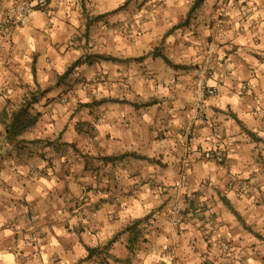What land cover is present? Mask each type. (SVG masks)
<instances>
[{
	"label": "crops",
	"instance_id": "1",
	"mask_svg": "<svg viewBox=\"0 0 264 264\" xmlns=\"http://www.w3.org/2000/svg\"><path fill=\"white\" fill-rule=\"evenodd\" d=\"M196 1L49 0L0 32V264H264V0Z\"/></svg>",
	"mask_w": 264,
	"mask_h": 264
},
{
	"label": "built area",
	"instance_id": "2",
	"mask_svg": "<svg viewBox=\"0 0 264 264\" xmlns=\"http://www.w3.org/2000/svg\"><path fill=\"white\" fill-rule=\"evenodd\" d=\"M49 0H20L14 5L5 8L0 13V32L4 35H11L16 28L28 25L36 12H46L49 10ZM216 47L213 44H208L205 49L203 62L197 69L195 79L196 93V108L193 115L194 120H204L206 116L203 114V109L208 98L216 96L221 88V83L212 85L211 82L216 78L214 70V58ZM246 89L244 87L243 91ZM67 99H64L65 103ZM219 162H224L223 157H218ZM41 171H37L36 175H41ZM184 180V179H183ZM165 191V190H164ZM184 222V208L182 205L175 203L171 207L169 224L171 234L177 237L180 228ZM224 251L230 249L229 245H223Z\"/></svg>",
	"mask_w": 264,
	"mask_h": 264
},
{
	"label": "trees",
	"instance_id": "3",
	"mask_svg": "<svg viewBox=\"0 0 264 264\" xmlns=\"http://www.w3.org/2000/svg\"><path fill=\"white\" fill-rule=\"evenodd\" d=\"M205 0H197L191 11L190 15L195 13V11L203 4ZM102 60H115L112 57H105V56H100L99 57ZM77 65V63H76ZM74 66H72L66 73L68 75L70 71L73 69ZM64 75V76H66ZM31 105L32 104H25L23 105L20 109L15 111L12 115L11 123L9 125V136L12 139H17L20 136H22L24 133H26L28 130L33 128L37 122H38V115H34L31 111ZM113 158H109L108 160H112Z\"/></svg>",
	"mask_w": 264,
	"mask_h": 264
},
{
	"label": "rangeland",
	"instance_id": "4",
	"mask_svg": "<svg viewBox=\"0 0 264 264\" xmlns=\"http://www.w3.org/2000/svg\"><path fill=\"white\" fill-rule=\"evenodd\" d=\"M130 31H131V33H132V34L134 33V32H133V30H131V29H128V30H127V32H128V35H129Z\"/></svg>",
	"mask_w": 264,
	"mask_h": 264
}]
</instances>
